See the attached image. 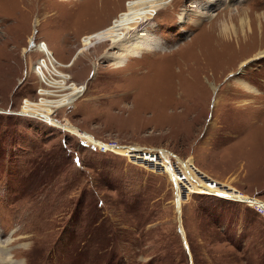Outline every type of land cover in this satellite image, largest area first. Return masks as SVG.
Instances as JSON below:
<instances>
[{
    "label": "rangeland",
    "instance_id": "1",
    "mask_svg": "<svg viewBox=\"0 0 264 264\" xmlns=\"http://www.w3.org/2000/svg\"><path fill=\"white\" fill-rule=\"evenodd\" d=\"M67 1L0 0V264H264L263 216L211 194L182 200V183L174 195L165 172L124 155L165 149L188 158L189 190L206 188L193 162L264 201V55L239 65L264 48V0H168L144 16L130 0ZM235 7L253 28L239 46L216 34ZM142 26L161 47L115 64L107 55L125 52L112 43ZM31 36L64 64L55 95L36 91Z\"/></svg>",
    "mask_w": 264,
    "mask_h": 264
},
{
    "label": "bare ground",
    "instance_id": "2",
    "mask_svg": "<svg viewBox=\"0 0 264 264\" xmlns=\"http://www.w3.org/2000/svg\"><path fill=\"white\" fill-rule=\"evenodd\" d=\"M130 1H131V3H134L135 6L138 8V13L137 14L139 16H144V15H147V14H149L150 12H152L154 10H157V9L161 8V6L164 5L168 0H130ZM66 2H68V1L66 0ZM134 8L135 7L133 6V9ZM230 10L231 11H229V14H228L229 17H230V20H228V22H230V23H227V22L225 23V22L222 21L223 22L222 26L220 28H218L217 32L214 31V34L216 32V34L219 37H221L222 39H224L225 41L226 40L232 41V42L236 43L235 44L236 46L237 45L239 46V42H240L239 40L240 39H244L245 40L248 37V34L252 33L253 28H252V25L250 23V19L247 16L248 12H247V9L245 7H235V9H230ZM201 14L202 15H207L208 13L207 12L206 13L203 12ZM218 14L217 13L216 14H212L211 15V19H212V17L218 16ZM223 15H225V14H223ZM233 18H235L237 20V22L239 24V27H240V32L236 31L234 23H233ZM129 19H133L134 20V18H129ZM258 27H259V32H261V26L258 25ZM112 28H113V26H110L107 29H112ZM31 38H32V36L28 38V41H31ZM88 38H85V39H88ZM158 39L156 37L152 36L151 31H148L147 29H143V26H142V28H139L138 30H134L133 29L130 32L126 33V35H122L121 40H119L117 43H115V42L112 43L113 44V48H115L117 46L118 48L123 49V51L125 53H119V52L115 53L114 52V53H111L110 55H107V56H109L110 58H113L116 61L115 64L119 65L120 62H122L121 59H123L125 61L126 60L128 61V58H130V57H139V56L142 57L146 53H148V54L149 53H153L154 50L158 49V47L160 48L161 44H163L162 43L163 42L162 39H159V40ZM35 49L38 52H42V53L44 52L46 54H51L54 57L51 49L47 46L46 42L43 39H42V43L40 42V43L36 44ZM224 53L225 52H223L222 55H221L220 52L219 53L214 52V53H212L213 55L211 56V59H213L215 61V63L219 62L220 57L221 56L224 57L227 54V53H225V54ZM253 54H252V56H250L248 58H245L244 60H241L239 65L244 64V62L247 59H251V58H255V57H259V56L264 55V48H260L258 51H256V53L254 52ZM47 58L51 60L49 55H47ZM57 61H58V64L60 66L64 65L58 59H57ZM41 62H42V64H39L38 67H37V70L41 74L43 73V68L46 69L47 73H53V72L56 73L57 71H59V70H57L56 66L54 64H52V61L49 63L50 64L49 66L47 65L46 60H41ZM39 66H41V67H39ZM120 66L126 67V64L123 63ZM67 76H66V78H67ZM45 81L49 82V77H48V79L45 78ZM68 84L70 85L71 83H68ZM79 86L82 87V85H79ZM58 90L59 89H56V91H58ZM48 92H50V91H48ZM115 95H118V91H116ZM121 96H122V94L120 93L118 97H121ZM112 98H114V97H112ZM220 98L221 97H216V100H215L216 104L217 103L220 104V102H221ZM260 107L261 106L254 107L255 111L260 109ZM249 109H250L249 107H246L242 111H247ZM255 111H253V110L250 111L253 114V116H254V112ZM33 114H35V113H33ZM37 114L42 115L45 118L48 117L47 119H49V120L51 119L50 116H48V115H45V114H42V113H37ZM55 125H57V124L55 123ZM97 141H99V140H97ZM102 145H106L108 147H111L115 152L120 153L118 151V147L120 146L119 144H116L114 142H108V143H105V144L103 143ZM132 148H133V150H137L135 147H132ZM145 150H147V149H145ZM151 150H153V149H151ZM132 156H134L136 160L142 161L144 163L145 167L149 168V166L147 164L148 163V158H147V155H146L145 152H143V154H142V153H139L138 151H134V152H132ZM187 160H188V158H186L184 161H181V165L179 166L180 167L179 169L181 170L180 173H182V174L186 170L185 163L186 164L188 163ZM156 161L158 162L159 165H161V170H159V169H154V170L168 172V174L170 175L171 179L174 181V188H175L174 195H176V192H177L176 183L178 184V181H177V178H176L177 173L174 171L170 161L168 162L167 153H166L165 149L159 148L158 155H156ZM191 164L193 165V162ZM167 166H168V169H166ZM188 167H190V165ZM190 169L193 172H195L194 170H196L198 168L196 167V169H193V168L190 167ZM151 170H153V169H151ZM180 183H182L183 185H187L188 184V179L186 178L185 180H182V182H180ZM186 187L188 188V186H186ZM206 188H207V190L211 189V188H209L207 186H206ZM206 188L203 187V189H199V190H193V189L189 190L188 189V191H196V192L200 191L201 192L202 190H206ZM221 188H222V190L224 189L223 187H221ZM236 192L237 193H235V194H238V195L237 196L234 195L235 197H244L243 193H238L239 191H236ZM179 231L181 233V230H179Z\"/></svg>",
    "mask_w": 264,
    "mask_h": 264
},
{
    "label": "built area",
    "instance_id": "3",
    "mask_svg": "<svg viewBox=\"0 0 264 264\" xmlns=\"http://www.w3.org/2000/svg\"><path fill=\"white\" fill-rule=\"evenodd\" d=\"M42 43V39H34V38H31V41H28V49L29 50H36L35 47H36V44L38 43ZM37 51V50H36ZM38 52V51H37ZM40 55H38L37 57H35L31 63V66L30 67V71L33 72V74L36 76V79H37V82H38V85L36 87V91L38 93H44L46 92V90H49L50 93H44V96H47V95H55L57 92H54L56 91L57 87L56 86H53L55 85L56 83H49L47 81H45V78L48 79H51L53 81H57V80H54V75L57 76V74L55 72L53 73H47L46 72V69L43 68V73L41 74L38 70H37V67L39 64H42L41 60H46L47 62V65L49 66L50 64V61L49 59L47 58V55H49V57L51 58V61H52V64H54L56 66V68L58 66H60L58 64V61L57 59H55L51 54H46V53H42V52H39ZM41 67V66H39ZM50 69V68H49ZM57 70H59V68H57ZM51 71V70H50ZM61 71V70H60ZM63 72V71H62ZM65 73V72H64ZM68 74H66L67 76ZM59 77V76H58ZM60 78V77H59ZM67 79V78H66ZM66 79H65V82H66ZM52 86L54 87V89H46L45 86ZM41 99H45L44 97H41ZM26 101V100H25ZM24 101V102H25ZM28 101V100H27ZM24 104V103H23ZM20 111L21 112H18V113H21V114H25L26 112H29L31 113L30 111H24L22 110V108H20ZM24 112V113H22ZM33 114V113H31ZM33 116H35L36 118L38 119H41L43 121H45L46 123H49L51 122V120L45 118L44 116L42 115H39L37 113L33 114ZM51 118V117H50ZM84 139V141L90 145H92L94 148L96 149H99L101 151H104V150H112L114 151L111 147H108L106 145H102L103 143L105 144L106 142H101V141H97V140H93L91 138H89L88 136L86 135H81ZM148 149V148H147ZM153 150H145V148H141V149H137V150H133V148H131L130 150L127 151L126 155L128 158H131L133 160H136L134 156H132V152L134 151H138L139 153H142L145 152L146 155H147V158H148V166L150 169H159L161 170V165L158 164V162L156 161V155H158V150L159 148H152ZM115 152V151H114ZM167 153V152H166ZM167 160L168 162L170 161L174 171L177 173L176 177H177V181L180 183L182 182V180H185V176L180 173L181 170L179 169L180 165H181V161H184V160H180V159H174V160H171V157L169 156V154L167 153ZM139 161V160H138ZM139 162H142V161H139ZM190 167L193 168V169H196V165L193 163V165L190 163ZM195 165V166H194ZM151 166V167H150ZM195 171V181L197 183H201V182H204L206 184L207 187L211 188V189H206V190H202L201 192L200 191H188L187 189V185H179L178 184V189H179V193H180V198L182 200H184L186 198V196L190 193H205V194H211V195H214V196H217V197H220V198H224V199H230V200H235V201H239V202H242L244 203L245 205H247L248 207H250L252 210H254V212H256L257 214H260L261 216L264 217V201L254 195H249V194H246V193H243V192H240L238 189H236L235 191H239L238 193H243L246 197H235L233 195V193H228V191L226 189H223L221 187H224V186H227L225 185L223 182L221 181H218L208 175H206L204 172H202L199 168L194 170ZM164 172V171H163ZM199 172V173H198ZM165 173L168 175L171 183L173 184V193H174V181L171 179L170 175L168 174V172L165 171ZM181 200V201H182Z\"/></svg>",
    "mask_w": 264,
    "mask_h": 264
},
{
    "label": "water",
    "instance_id": "4",
    "mask_svg": "<svg viewBox=\"0 0 264 264\" xmlns=\"http://www.w3.org/2000/svg\"><path fill=\"white\" fill-rule=\"evenodd\" d=\"M181 235V234H180ZM184 239V236H183V234H182V236H181V239ZM183 242V244H184V246H186V244L184 243V241H182Z\"/></svg>",
    "mask_w": 264,
    "mask_h": 264
}]
</instances>
